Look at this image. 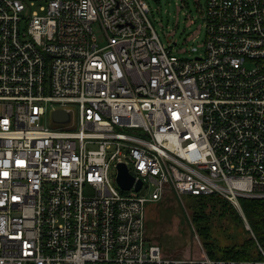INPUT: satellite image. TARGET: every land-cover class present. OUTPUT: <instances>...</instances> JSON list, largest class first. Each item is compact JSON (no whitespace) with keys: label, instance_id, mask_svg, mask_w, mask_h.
Instances as JSON below:
<instances>
[{"label":"built area","instance_id":"obj_1","mask_svg":"<svg viewBox=\"0 0 264 264\" xmlns=\"http://www.w3.org/2000/svg\"><path fill=\"white\" fill-rule=\"evenodd\" d=\"M196 3L182 57L147 0H0V264H264L145 238L169 193L264 198V0Z\"/></svg>","mask_w":264,"mask_h":264},{"label":"rangeland","instance_id":"obj_2","mask_svg":"<svg viewBox=\"0 0 264 264\" xmlns=\"http://www.w3.org/2000/svg\"><path fill=\"white\" fill-rule=\"evenodd\" d=\"M147 1L150 6L148 17L160 41L165 46L170 45L173 52L182 57H193L203 52L205 25L204 20L200 17L196 0ZM197 1L204 8L205 0ZM94 28L96 29V27ZM41 121L54 126L63 124L54 120L51 112ZM187 199L188 196L185 194L177 195L172 192L163 198L162 209L155 201L147 202L145 238L159 245L165 256H198L202 250L206 252L200 235L192 224L190 210L186 206ZM236 209L242 214V211ZM215 222H217L216 219ZM221 222L225 223V220L222 219ZM245 228L247 227L245 226ZM216 234L217 237H220L221 231ZM220 242L223 243L222 240ZM191 244L198 247H190Z\"/></svg>","mask_w":264,"mask_h":264},{"label":"trees","instance_id":"obj_3","mask_svg":"<svg viewBox=\"0 0 264 264\" xmlns=\"http://www.w3.org/2000/svg\"><path fill=\"white\" fill-rule=\"evenodd\" d=\"M185 195L188 196L186 206L190 210L192 224L208 256L253 258L260 255L259 247L264 250V198L241 197L240 214L233 203L224 197L215 194ZM162 200L155 201L161 209ZM243 218L249 229L245 228ZM222 219L225 223L221 222ZM218 231H221L220 237H217ZM189 246L198 247L193 244Z\"/></svg>","mask_w":264,"mask_h":264},{"label":"water","instance_id":"obj_4","mask_svg":"<svg viewBox=\"0 0 264 264\" xmlns=\"http://www.w3.org/2000/svg\"><path fill=\"white\" fill-rule=\"evenodd\" d=\"M54 120H65L67 119V114L62 109H57L53 112ZM116 180L121 188L128 189L133 186L135 189H138L141 185V181L137 180L136 182L133 179V176L127 171L126 166L123 163H118L117 165V175Z\"/></svg>","mask_w":264,"mask_h":264}]
</instances>
